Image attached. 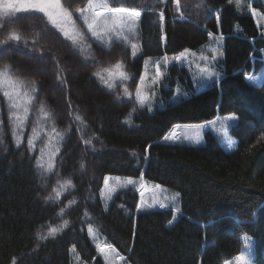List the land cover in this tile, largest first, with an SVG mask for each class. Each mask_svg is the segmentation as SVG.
Instances as JSON below:
<instances>
[{
    "label": "trees",
    "instance_id": "trees-1",
    "mask_svg": "<svg viewBox=\"0 0 264 264\" xmlns=\"http://www.w3.org/2000/svg\"><path fill=\"white\" fill-rule=\"evenodd\" d=\"M111 2L142 12L137 58L132 59L130 49L121 44L114 43L110 50L98 45L83 29L91 47L81 53L39 13L0 16V41L11 33L21 38L0 48V69L7 65L26 86L35 81L37 87L30 104L23 97L18 101L29 111L16 136L15 121L9 119L0 92V264L13 260L73 264V248L82 263L102 264L94 260L90 226L130 264H224L239 254L246 236L255 241L254 264H264V84L253 86L244 79L262 66L264 28L258 31L229 0H181L179 12L174 0H166V5L158 0ZM84 3L72 0L74 6ZM217 16L225 37L218 83L196 92L189 75L172 67L165 82L168 90L160 94L162 106L155 111L139 110L133 95L131 100L124 96L125 87L133 94L145 58L197 50L208 41L209 32L218 34ZM82 56L90 58L84 63ZM117 63L129 77L113 76L111 82L120 91L107 88L93 75ZM72 66L75 74L69 70ZM177 85L188 98L169 102ZM103 88L120 96L115 101L124 107H116ZM22 108L19 114L24 115ZM217 114L237 117L229 131L235 151L226 153L210 135L201 147L159 143L171 127L203 123ZM77 115L83 122L75 119ZM126 118L131 122L125 123ZM30 137L35 148L28 146ZM86 139L91 145L84 143ZM38 160L43 168L37 166ZM49 163L54 167L46 172ZM91 167L95 178L88 174ZM142 171L148 184L179 193L183 216L173 226L171 212L142 210L136 215V188L121 192L108 206L103 204L100 190L105 176L136 181ZM66 180L72 186L61 187ZM50 195L53 199L47 200ZM51 228L58 231L49 236Z\"/></svg>",
    "mask_w": 264,
    "mask_h": 264
},
{
    "label": "snow or ice",
    "instance_id": "snow-or-ice-1",
    "mask_svg": "<svg viewBox=\"0 0 264 264\" xmlns=\"http://www.w3.org/2000/svg\"><path fill=\"white\" fill-rule=\"evenodd\" d=\"M233 0H229V3H232ZM236 4L239 5L241 0H235ZM176 5V11H180L181 0H174ZM0 11L2 12H16V13H29L35 12L40 13L44 17H47L48 23L54 28L57 32H59L65 41H69L71 47L73 49H79L81 53L87 52V49L91 47L85 38V33L81 30V27L86 28L87 33L90 34L91 38L100 46L106 47L109 50L111 49L114 42H119L123 44L125 47L131 48V55L133 58H136L140 50L138 49V45L136 43H130L131 38L136 35V29L140 27L141 24V10H137L135 7L129 6H116L111 0H86V3L83 6H74L72 4V0H0ZM255 16L256 13L253 12ZM183 19L181 15L179 17ZM164 14L163 11L159 14L160 21V31L163 32V23H164ZM220 17L217 16V21L219 22ZM81 22V23H78ZM2 27V25H0ZM210 40H215L217 44L223 39L222 36L214 37L211 32L208 33ZM20 36L11 33L7 39L4 41H0V48H3L4 44H7L9 41H20ZM161 39L164 40L165 37L162 35ZM35 44V41H33ZM42 54V53H41ZM195 53H191L189 49H184L178 55L173 57H169L167 54L160 57L155 63V74L154 78L151 81L152 85H158L160 83L161 78L164 76V72L161 71V68H167L169 63L175 61L177 63H183L184 61H189L191 65L192 61L189 60L190 56H194ZM90 57L86 56L85 59ZM201 60L205 62V65L208 64L209 57L201 55ZM211 60L215 62L217 60L216 55L211 56ZM148 64V60H145V65ZM58 73L57 80L61 79L62 71L59 70V62H57ZM200 75L207 79L212 80L214 77L216 82H219V76L214 71L210 70L209 67H201L199 64L196 65ZM103 73H107L108 78L106 79ZM93 75L97 76L102 83H104L107 88L112 89L114 87L111 82L113 76H118L122 80H127L128 75L122 70V64L117 63L113 66V68H104L96 71ZM147 78V73L144 76L140 77V85L135 88V102L138 103L140 108H144L147 106L148 111L152 110L151 108V99L155 96V90L152 91V96L147 95L143 89L146 87L145 80ZM249 84L256 86L259 84H264V77L258 76H250L247 77ZM66 84V81H62ZM23 89V91H21ZM0 92H2L9 108V119L15 121V128L13 129V135L16 136V128L21 129L26 119V114L29 111V108L22 105L18 102L21 97L27 103H31V101L35 98L32 94L37 92V87L35 81L30 82V86H26L24 81L19 77L14 76L11 68L5 65L2 69H0ZM124 96H126L129 100L132 99V93L129 91L127 87L123 90ZM121 97L117 96L119 100ZM175 98V97H174ZM22 108L24 115L19 114V110ZM15 110V111H14ZM40 111L43 112L44 108L41 106ZM135 111V108H133ZM131 115V114H129ZM77 121H81L82 117L77 115L75 117ZM230 120L236 121L237 117L235 115L229 117ZM125 123H130V119L126 118ZM211 123L215 124V121ZM177 128L179 125L175 126L168 135L164 136V140H176L181 135V133L177 132ZM35 132V129H33ZM58 136H62V134L57 133ZM184 139L194 140L196 143H199L198 135L197 137H190L184 135ZM264 139V136L261 137ZM20 138L16 137V143L19 147ZM29 148H35V144L33 139L30 137L27 141ZM86 145H91V139L84 140ZM37 166L43 168L44 166L40 164L39 160L37 161ZM54 167V164L49 163L48 167L44 170L46 172L51 171ZM109 177L104 178V188L107 190L108 195L105 196L104 191H101V197L110 200L112 198L111 193L115 192V187L109 188ZM116 180L117 184L120 187H127L128 185H134V181L132 179H127L126 182L121 183L120 178H113ZM143 174L140 176V180L143 181ZM72 186L71 180H66L61 184V187ZM156 187H159L157 185ZM56 191V195L59 196V191ZM143 195V193H141ZM179 196V193L176 194ZM47 200H52L53 197L50 195L46 198ZM175 199V197H174ZM71 203H75V201H70ZM148 207H152V205H148ZM160 207H165L163 203L160 204ZM61 213L63 214V209H61ZM87 216V213H85ZM68 220H64V225H68ZM58 230L56 228L49 229V235L56 233ZM89 234H92L91 226L88 229ZM47 237H41V239H46ZM246 247L250 250V245H246ZM97 248L99 251L104 254L105 260L107 264H118L119 261H124L125 257L120 255L119 252L116 251L115 248L111 244L100 245L97 244ZM75 251V248H73ZM237 264H248L245 259V255L242 253L235 257ZM12 264H16L15 260L12 261Z\"/></svg>",
    "mask_w": 264,
    "mask_h": 264
},
{
    "label": "rangeland",
    "instance_id": "rangeland-1",
    "mask_svg": "<svg viewBox=\"0 0 264 264\" xmlns=\"http://www.w3.org/2000/svg\"><path fill=\"white\" fill-rule=\"evenodd\" d=\"M231 4H233L235 6V8L239 12L244 13V14L252 15V17L255 19V22H256L258 28H261V27H262V29L264 28V0H241V2H240L239 5H237L236 2H235V0H233V2ZM253 12L256 13L255 16L253 15ZM14 13H16V12H2V11H0V16L8 15V14H14ZM45 18L47 19V17H45ZM78 23H81V22H78ZM81 29H83L84 31L86 30V28H84V27H81ZM217 46H221V41L219 42V44H217L215 42V40H212L211 42H209L208 44H206L202 49H200L198 52H191V53H195V55L194 56H190L189 59H191V58H200L201 55H203V54H211V53H213L215 51V49H216ZM217 55L220 56V53L218 52ZM85 57L86 56H82V58H81V61L84 62V63L87 61L85 59ZM148 61H150V60H148ZM263 62H264V57H263ZM155 63L156 62H152V63H149V64L145 65L144 66V71H143V74H142V76H144L147 73V78L145 80L146 87L143 89V91L146 92L147 95H149L151 97L152 96L153 89L155 90V96L152 97V99H151V108H153L156 105L157 89L161 86V82H162V79L164 77L163 76L161 78L160 83L158 85H152L151 84V81L154 78V74H155ZM171 63H173V62H171ZM171 63H169V65ZM208 63L210 64V66H209L210 70H212V71L215 72V68H212V65L215 66L216 61L213 62L211 60V57H209ZM175 64L179 68L180 67L181 68H183V67L186 68L187 67V68H189L192 71L196 68V64L194 62H192L191 65H190L189 64V61H184L183 63H177V62H175ZM169 65L167 66V68L169 67ZM167 68L165 69V68H163V66L161 68V71L164 72V75L166 73ZM69 70L71 71V74H75V72H76V69L73 66ZM248 77H250V76H248ZM258 77H264V67L259 72ZM35 78H36V76H35ZM213 79H215V77ZM213 79L212 80H207V79L204 78L202 80V82L204 83V85L205 84H210V83H212ZM139 85H140V81L138 82V86ZM136 87H137V85L135 86V88ZM114 88L117 91H120V89H121L120 86H115ZM114 88H112V89H114ZM135 88L133 90V95H135ZM202 88H204V87H202ZM103 91H104L103 94L105 96L108 95L109 97H111L114 100V103H115V106L116 107H124V106H122L119 103V101L118 102L115 101V98L117 99V97H114L112 94H110V91L107 88H103ZM178 97L181 98L182 95L179 94V96H175V98L173 97V99H175V100L177 99L178 100ZM175 100H171V101H175ZM136 105H138V103H136ZM144 108H147V106H145ZM155 110L156 109H154L153 111H155ZM93 111H94V114H95V112H97L96 108H93ZM153 111H151V112H153ZM229 117H231V116H229ZM222 123H224V122L222 121ZM235 123H236V121L230 120L227 123L221 124L219 127H217L215 124L212 123L207 128L205 127L207 125H205L204 127L206 129H204V127L202 125L195 126V127H191V128L179 127V128L176 129L178 133H181V135L178 137V139H176V140H168V141H173L174 143H177V144H188V145L199 146V145H201V144L204 143L203 136H204L205 132L209 130L211 133L215 134V136L217 138H219L218 139V143L222 146V148L224 149V151L226 153H230V152H232L235 149V142H234L233 139L230 138V136H229V130H230V128ZM183 129H185V130H183ZM184 135H187V136H190V137H197V135H198V139H199L200 142L199 143H196L194 140L184 139ZM222 137H224V139H222ZM83 172H84V170L81 173H83ZM88 172H89L88 173L89 175H91V176H93V178H95L94 172L92 171V167H91V171L89 169ZM38 175L40 176V180L44 179V174H40L39 173ZM126 180L127 179H122V180H120V182L121 183H124V182H126ZM112 187H115L116 191L119 190L120 188H122V187H120L117 184L116 180L109 179V188H112ZM102 190L104 191L105 195H108V192H107V190L104 187H103ZM141 193H143V195H140V196L143 198V203L145 205H147L146 204V200H147L148 196H150V198H152L154 200H157L159 203H163L165 205V207H163V208H169L168 203H171L172 205H174L175 202H176V199H174V197L172 195H167L165 193H161L158 190L148 191L147 192V189L142 188L141 189ZM113 194H114V192L111 193V196H113ZM102 200H104V198H102ZM143 203H141V205H142V207H145V205H143ZM149 208H152V207H149ZM176 213L177 212H174V214H176ZM38 234L39 233L36 234V237L37 238H38ZM39 238H41V236H39ZM90 238L93 241H96L98 239V237H96V233H95L94 230H92V234L90 235ZM95 238H96V240H95ZM96 244H101V243H100V241H98ZM246 245H249L248 244V241H247L246 238H243V248H242V251H241L240 255L243 253L247 257L248 256V253H249L250 262H251V264H254L253 263V246L250 244V250H249V248L246 247ZM235 262H237V261L234 258L233 260L227 262L226 264H233ZM74 264H78V262L75 260L74 261ZM248 264H250V263H248Z\"/></svg>",
    "mask_w": 264,
    "mask_h": 264
}]
</instances>
